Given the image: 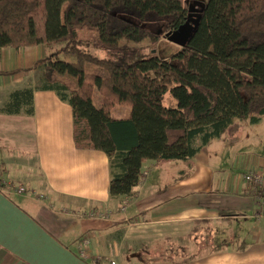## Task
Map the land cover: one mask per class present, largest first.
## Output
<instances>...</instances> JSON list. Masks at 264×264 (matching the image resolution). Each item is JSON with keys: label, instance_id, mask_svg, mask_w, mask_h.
I'll use <instances>...</instances> for the list:
<instances>
[{"label": "trees", "instance_id": "obj_1", "mask_svg": "<svg viewBox=\"0 0 264 264\" xmlns=\"http://www.w3.org/2000/svg\"><path fill=\"white\" fill-rule=\"evenodd\" d=\"M36 46V83L0 113L33 116L35 91H54L76 147L109 158L111 203L135 196L145 163L180 161L187 177L203 147L264 116V0H0V51ZM184 249L157 239L139 262Z\"/></svg>", "mask_w": 264, "mask_h": 264}, {"label": "crops", "instance_id": "obj_2", "mask_svg": "<svg viewBox=\"0 0 264 264\" xmlns=\"http://www.w3.org/2000/svg\"><path fill=\"white\" fill-rule=\"evenodd\" d=\"M43 55L41 46L0 51V108L10 92L36 83L33 66ZM34 108L33 116L0 113L1 177L43 197L0 190V264H264L257 202L242 174H215L210 145L187 177L184 163H145L135 196L115 204L109 201V158L76 147L71 106L54 91L36 90ZM246 170L264 172V159ZM97 209L109 218L75 216ZM87 233L93 235L91 253L103 257L96 263L78 255ZM207 236L211 250L196 259L139 262L157 239L184 244L187 256Z\"/></svg>", "mask_w": 264, "mask_h": 264}, {"label": "rangeland", "instance_id": "obj_3", "mask_svg": "<svg viewBox=\"0 0 264 264\" xmlns=\"http://www.w3.org/2000/svg\"><path fill=\"white\" fill-rule=\"evenodd\" d=\"M180 45L177 42H166L161 49V55L167 56L177 51ZM66 60L73 62L74 57L69 56ZM209 145L208 153L215 174L222 177L223 175L228 176L231 173L233 176L238 177L246 170L247 164L254 160L264 159V116L257 124H252L249 120H238L221 138L212 141ZM164 162L182 164L180 161ZM78 212L85 213L86 211L79 210ZM206 239L209 241L212 240L209 236L205 240L200 239V243L196 242V246L194 248L192 247L190 253L187 256L183 254L182 257L185 258L186 256L190 258L196 254L205 252V250L210 251L211 249L207 247L210 245V242ZM178 257L180 258V256ZM149 258L151 262H154L151 257Z\"/></svg>", "mask_w": 264, "mask_h": 264}, {"label": "built area", "instance_id": "obj_4", "mask_svg": "<svg viewBox=\"0 0 264 264\" xmlns=\"http://www.w3.org/2000/svg\"><path fill=\"white\" fill-rule=\"evenodd\" d=\"M1 159H0V190L6 194L16 195H28L36 196L42 199L43 197L38 195L35 191L27 189L25 186L18 183H14L11 180L1 177ZM242 179L248 187V191L252 194L257 202L259 210L256 213L258 219L264 218V172L255 170H246L242 174ZM121 210H125V205H120ZM75 216L78 217H89L98 220H107L109 214L101 209L91 210L85 213H78ZM93 239L91 233H87L82 236L78 243V255L83 260H92L95 263L101 261L103 257L99 254H92L90 250V243ZM115 264V262H111Z\"/></svg>", "mask_w": 264, "mask_h": 264}, {"label": "water", "instance_id": "obj_5", "mask_svg": "<svg viewBox=\"0 0 264 264\" xmlns=\"http://www.w3.org/2000/svg\"><path fill=\"white\" fill-rule=\"evenodd\" d=\"M176 34V33H175ZM175 34H173L172 36H170L169 40L172 42H177L181 44V40L179 38L175 37ZM178 37V36H177ZM182 39V38H181Z\"/></svg>", "mask_w": 264, "mask_h": 264}]
</instances>
